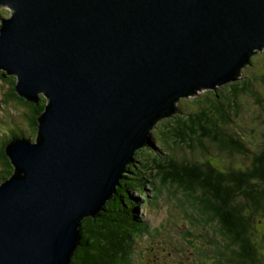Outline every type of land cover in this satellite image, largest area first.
I'll return each mask as SVG.
<instances>
[{
    "label": "water",
    "instance_id": "1",
    "mask_svg": "<svg viewBox=\"0 0 264 264\" xmlns=\"http://www.w3.org/2000/svg\"><path fill=\"white\" fill-rule=\"evenodd\" d=\"M1 7L11 13L0 14V71L19 97L46 103L34 141L4 147L12 173L0 181V264H70L81 220L99 215L154 126L264 51V0Z\"/></svg>",
    "mask_w": 264,
    "mask_h": 264
},
{
    "label": "trees",
    "instance_id": "2",
    "mask_svg": "<svg viewBox=\"0 0 264 264\" xmlns=\"http://www.w3.org/2000/svg\"><path fill=\"white\" fill-rule=\"evenodd\" d=\"M262 69L263 73L259 76L241 79H238L239 72L229 83L215 90H205L206 94L193 96V105L186 110L178 109L176 114L167 117L165 123L159 124L160 120L156 123L151 130L148 146L135 152L125 167L115 193L104 204L99 215L81 220L79 245L70 264H128L132 242L143 231L134 211L135 200L130 196V190L144 185L152 175L151 171L158 175V191L171 187L187 194L184 198L196 204V210L187 205L191 213L186 216L204 227L203 223L209 222L219 225L227 244L223 249L219 248L218 260L224 258L227 264H264V255L256 252V247L264 243V230L259 231L260 221L253 225L256 214L264 217V120L257 119L258 124L245 123L244 126L237 120L243 97L249 96L260 102L255 96L261 95L257 88L260 85L264 87V66ZM4 74L0 71V82L5 83L7 89L0 101L6 104L14 102L23 108L25 112L20 115L23 118L21 123H25V126H19L14 121L18 132L12 131L11 135L2 141L0 139V181L12 173V166L4 154L5 145L11 139L33 136L27 135L26 130L35 135L37 119L46 103L41 95L37 102H28L19 97L14 91L15 79ZM261 127V143L257 150L249 152L244 143L247 134H257ZM154 143L158 148H154ZM213 148L214 152L226 158H245L248 164L243 169L229 165L216 167L206 159L209 157L203 156L213 154L210 151ZM181 149L189 153L181 152L176 156ZM136 165L141 167L140 174L135 172ZM150 187H156L154 179ZM199 214L202 218L198 217ZM144 231L147 233L146 229ZM180 236L176 237L177 242L174 240L170 244V251L175 254L190 252L195 245L184 235L186 240L181 242ZM213 240L218 243V239ZM200 247L202 255L207 258L205 253L209 246ZM224 250L228 256H221Z\"/></svg>",
    "mask_w": 264,
    "mask_h": 264
},
{
    "label": "rangeland",
    "instance_id": "3",
    "mask_svg": "<svg viewBox=\"0 0 264 264\" xmlns=\"http://www.w3.org/2000/svg\"><path fill=\"white\" fill-rule=\"evenodd\" d=\"M10 13L11 11L7 7L0 8V14L3 17H9ZM248 64L251 67L245 66L240 70V79L249 76H259L263 73L262 68L264 66V51H259L251 56L250 63ZM6 89L7 85L0 82V99L4 97L3 94L5 93ZM257 91H260L261 95L255 97L259 98L261 103L249 96H245L241 99L242 109L240 110L237 118L241 126H244L245 123L247 125H249V123L258 124V120H264V87L260 85L257 88ZM206 93L207 92L203 94ZM192 100H194V98L188 100H179L176 104L177 111L178 109L179 111L186 110L187 107L193 105V103L191 104ZM24 112L25 110L17 103L8 102L6 104L5 102L0 101L1 141L2 139H5L7 135H11L12 131L18 132L15 123L19 126H25V123H21V119L23 120V118L20 115V113L24 114ZM261 116L262 118L259 119ZM160 123H165V120L161 121ZM263 129L262 127L259 128V132L257 134H247V140L244 143L249 152L258 149L261 143L260 134ZM26 131L25 132L27 135H33L29 136L28 139L34 141L36 132L34 135L32 132L28 133L30 132L29 130ZM154 145L158 148L155 143ZM1 146L2 145L0 143V147ZM213 150L214 148L210 149L213 154H205L203 156L204 158L209 157L206 159H208L210 163L216 167L219 165L223 167L229 165L233 168L243 169L248 164V160L245 158L240 156L226 158L224 155H219L218 153L214 152L215 150ZM181 152L187 153L188 151H186V149H181L180 151L176 152V156H179ZM191 157L194 158L193 155ZM202 158L203 157H201V159ZM135 167V172L140 174L141 167L138 165ZM138 167H140V169ZM151 174L152 175L147 178L146 182H144V185H140V188L138 189L130 190V196L135 200L133 204L134 211L140 221L143 231L139 230V232L142 231V233L139 234L137 238H134L132 242V248L129 251L130 257L128 264H227L228 262L224 261V258L220 260L216 258V256L219 254V248L223 249V246H226L227 244L224 242L226 238L220 233L219 225H217V223L213 224L210 222L209 224H205L203 223V220L205 221V219H203L202 223L206 226L204 227L195 219L186 216L187 214L189 215L191 213V210L187 207V205L193 207V210H196V204L192 200L189 201L184 198L188 196L187 194L183 193L182 191H176L171 187H163L161 191H158V175L154 173V171H151ZM141 177L144 178L143 175ZM153 179L156 187H150V183L153 182ZM179 205L181 207H179ZM169 208L171 210L179 211L178 215L175 216L172 221L170 217L167 221L165 220V215L167 217L170 215V213L167 212V209ZM195 215L197 216V214ZM198 217L202 218V215L199 214ZM253 222V225H257L259 223V231L264 230V217L260 218V216L256 214L254 216ZM144 229L147 230V233H145ZM183 235L188 239L189 242H192L195 247L192 248L190 252H177L175 254L174 252L170 251V244L174 240L177 242L176 237L178 238L179 236V240L184 243L186 238ZM213 239H218V243H215ZM180 241H178L179 244H181ZM200 246H202V248L209 246L207 252L205 253L207 258L202 255ZM256 252L258 255H264L263 242L259 244L258 248L256 247ZM221 254V256H228L227 253H225V250Z\"/></svg>",
    "mask_w": 264,
    "mask_h": 264
},
{
    "label": "clouds",
    "instance_id": "4",
    "mask_svg": "<svg viewBox=\"0 0 264 264\" xmlns=\"http://www.w3.org/2000/svg\"><path fill=\"white\" fill-rule=\"evenodd\" d=\"M249 63H250V60H249Z\"/></svg>",
    "mask_w": 264,
    "mask_h": 264
}]
</instances>
